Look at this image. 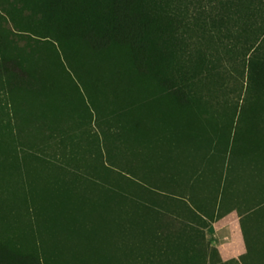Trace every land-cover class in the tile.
<instances>
[{"label":"trees","instance_id":"1","mask_svg":"<svg viewBox=\"0 0 264 264\" xmlns=\"http://www.w3.org/2000/svg\"><path fill=\"white\" fill-rule=\"evenodd\" d=\"M81 2L35 4L63 16L21 29L35 55L0 9V90L15 113L44 97L50 130L0 131V264H225L205 229L232 210L264 259V0ZM241 85L257 105L230 143L205 95Z\"/></svg>","mask_w":264,"mask_h":264},{"label":"rangeland","instance_id":"2","mask_svg":"<svg viewBox=\"0 0 264 264\" xmlns=\"http://www.w3.org/2000/svg\"><path fill=\"white\" fill-rule=\"evenodd\" d=\"M81 1L82 0H78V3ZM37 2L38 0H0V9L1 12H3L5 21L4 18L2 19L9 27V30L10 28L12 29V27L20 29L19 32L17 31L12 33L7 31L4 34L7 36H12L14 39H16L20 46V50L25 54L35 55L36 53L40 52V48L29 46L27 41L30 40V36H32L34 33L39 35L44 34H42L43 32L40 31V29L37 31L27 29V32H21V29H24L25 26L32 24H46L49 26H55L57 23H60L61 19H63V16H52L50 13L40 14V12L37 11V5H35ZM15 22H17L18 25H15ZM50 35L55 39L59 34L55 31H51ZM212 89L210 91H206L205 95L206 98H209L207 103H211L210 106L212 108V113L208 112L203 114L201 118H206L208 120L214 119V121H222L224 118L228 119V123L230 124L228 127L232 132V134L229 135V141L232 143L234 141L235 130L240 129L241 126L245 124L247 118L246 116L241 115L242 109L253 108L255 105H257V100L251 96L247 89V85H241L239 88V96L236 95L233 97L229 103L227 99H230L231 96H233L231 92L215 91ZM41 100L44 101L45 98L40 97L36 99L35 96L19 94L18 101L21 109L19 112L15 113L13 112L12 107L7 104L8 96L5 94L4 90H0V131L4 133L6 130H11L13 131L12 134L17 137L18 140H22L28 145L42 142V140H44L46 137L45 135L50 133V130H48L45 125H43L41 128L40 120H38L37 117V110L39 106L38 102H42ZM263 101L264 100H262V102ZM221 109H224L226 112L224 114H220L219 110ZM67 112L68 114L64 113V117L69 123L72 122V113L70 110ZM261 122L264 126V120ZM90 126L91 130H95V127L92 125ZM3 137L0 138L1 147L4 145ZM188 146L189 144L185 143L186 148H192L191 146ZM69 149V146L65 147L66 154L69 153ZM57 151L58 153L61 152L59 150ZM175 151H178L177 148ZM196 191H198L197 188ZM180 194L184 195L182 197H184L185 200L186 197H188L186 192ZM236 212V210H232L225 213L223 216H215L214 218L210 219L208 218L209 225L205 229L207 234V243L209 242L212 246L218 248L219 257L223 262H225V264H245V260L248 263L256 261L257 264H264V259L262 258H252V256H246L248 251L247 244L244 239L241 222L237 217L238 212Z\"/></svg>","mask_w":264,"mask_h":264},{"label":"crops","instance_id":"3","mask_svg":"<svg viewBox=\"0 0 264 264\" xmlns=\"http://www.w3.org/2000/svg\"><path fill=\"white\" fill-rule=\"evenodd\" d=\"M42 1H43V0H38V2H42ZM47 1H48V0H47ZM55 1H56V0H55ZM60 1H61V2H64L65 0H60ZM236 213H237V212H236ZM237 215H238V216H237L238 219L240 220V217H241V216L239 215V213H237Z\"/></svg>","mask_w":264,"mask_h":264}]
</instances>
